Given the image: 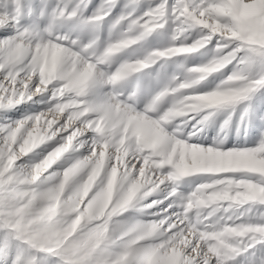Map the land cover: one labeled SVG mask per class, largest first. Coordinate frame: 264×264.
<instances>
[{
    "label": "snow or ice",
    "instance_id": "obj_1",
    "mask_svg": "<svg viewBox=\"0 0 264 264\" xmlns=\"http://www.w3.org/2000/svg\"><path fill=\"white\" fill-rule=\"evenodd\" d=\"M260 93L264 0H0V264H264Z\"/></svg>",
    "mask_w": 264,
    "mask_h": 264
},
{
    "label": "rangeland",
    "instance_id": "obj_2",
    "mask_svg": "<svg viewBox=\"0 0 264 264\" xmlns=\"http://www.w3.org/2000/svg\"><path fill=\"white\" fill-rule=\"evenodd\" d=\"M38 2V0H37ZM39 99V98H37ZM34 108L39 109L40 105H33ZM253 111L250 116V122L246 118L245 124H241L239 135L236 133V123L239 120L240 112L238 111L232 122V128L229 132V139L236 142L245 141L248 136H251L254 128L258 126H252V124L258 123L261 120L259 119L261 115H264V93H260L252 101ZM252 126V127H251ZM247 128V129H246ZM214 129H208L206 133L202 134L206 139L210 140L215 135Z\"/></svg>",
    "mask_w": 264,
    "mask_h": 264
},
{
    "label": "bare ground",
    "instance_id": "obj_3",
    "mask_svg": "<svg viewBox=\"0 0 264 264\" xmlns=\"http://www.w3.org/2000/svg\"><path fill=\"white\" fill-rule=\"evenodd\" d=\"M261 123H262V122L260 121V122H258V123L252 124V126H258V127H259V126L261 125ZM252 126H251V127H252ZM256 128H257V127H255L254 130H255ZM246 129H247V128H246Z\"/></svg>",
    "mask_w": 264,
    "mask_h": 264
}]
</instances>
